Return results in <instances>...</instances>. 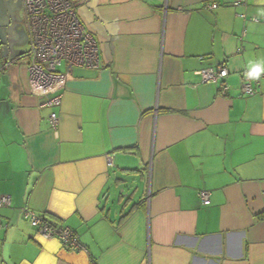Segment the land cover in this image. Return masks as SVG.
<instances>
[{
    "label": "crops",
    "instance_id": "crops-1",
    "mask_svg": "<svg viewBox=\"0 0 264 264\" xmlns=\"http://www.w3.org/2000/svg\"><path fill=\"white\" fill-rule=\"evenodd\" d=\"M234 1L70 0L100 64L74 67L56 106L28 84L21 0L2 1L0 264H264V71L240 89L264 65V0ZM217 64L226 95L199 79Z\"/></svg>",
    "mask_w": 264,
    "mask_h": 264
},
{
    "label": "built area",
    "instance_id": "built-area-1",
    "mask_svg": "<svg viewBox=\"0 0 264 264\" xmlns=\"http://www.w3.org/2000/svg\"><path fill=\"white\" fill-rule=\"evenodd\" d=\"M247 0H235L234 6H244ZM22 15L27 30L28 49V84L32 93L43 98L42 105L56 106L60 103L61 89L67 76L77 66L98 67L99 49L95 37L80 23L70 0H21ZM210 8H216L212 3ZM245 18L244 14H240ZM64 64V71L58 67ZM7 63L0 62V73ZM201 83L218 84V90L226 95L229 86L225 82L228 69L224 64L208 66L198 71ZM260 77L252 79L244 73L240 84L244 95H253L257 92L256 86ZM256 84V86H255ZM59 118L56 114L49 115L51 127L55 128ZM107 164H111V157L107 156ZM200 203H210V193L199 190ZM10 199L0 196V208L8 206ZM23 218L32 227L37 228L44 238L56 237L64 249L84 250L78 237L70 228H59L50 223L43 215L36 214L28 208L23 210ZM1 226V223H0Z\"/></svg>",
    "mask_w": 264,
    "mask_h": 264
},
{
    "label": "clouds",
    "instance_id": "clouds-1",
    "mask_svg": "<svg viewBox=\"0 0 264 264\" xmlns=\"http://www.w3.org/2000/svg\"><path fill=\"white\" fill-rule=\"evenodd\" d=\"M262 71H264V65L258 62L249 61V68L247 72V76L249 78H259Z\"/></svg>",
    "mask_w": 264,
    "mask_h": 264
},
{
    "label": "rangeland",
    "instance_id": "rangeland-1",
    "mask_svg": "<svg viewBox=\"0 0 264 264\" xmlns=\"http://www.w3.org/2000/svg\"><path fill=\"white\" fill-rule=\"evenodd\" d=\"M3 1V0H2ZM1 1V3H0V13H1V15L3 16V17H6L7 16V10H6V8H5V6H4V4H3V2ZM60 67V66H59Z\"/></svg>",
    "mask_w": 264,
    "mask_h": 264
},
{
    "label": "trees",
    "instance_id": "trees-1",
    "mask_svg": "<svg viewBox=\"0 0 264 264\" xmlns=\"http://www.w3.org/2000/svg\"><path fill=\"white\" fill-rule=\"evenodd\" d=\"M40 215H43V214H40ZM44 216V218H45V215H43ZM46 219V218H45ZM50 222V221H49ZM50 223H52V222H50ZM52 224H54V223H52ZM56 227H59V228H66V226H63V225H58V224H54ZM68 228V227H67ZM73 233H74V231H73ZM75 234V233H74ZM75 236H77L78 237V235H76L75 234ZM78 239H79V237H78ZM80 241V240H79Z\"/></svg>",
    "mask_w": 264,
    "mask_h": 264
}]
</instances>
